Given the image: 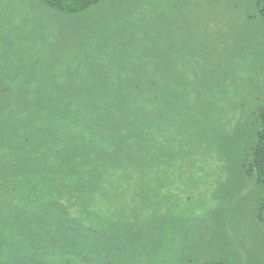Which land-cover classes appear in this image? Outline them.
Masks as SVG:
<instances>
[{
  "label": "trees",
  "instance_id": "1",
  "mask_svg": "<svg viewBox=\"0 0 264 264\" xmlns=\"http://www.w3.org/2000/svg\"><path fill=\"white\" fill-rule=\"evenodd\" d=\"M36 1L0 37V264H264V0Z\"/></svg>",
  "mask_w": 264,
  "mask_h": 264
},
{
  "label": "rangeland",
  "instance_id": "2",
  "mask_svg": "<svg viewBox=\"0 0 264 264\" xmlns=\"http://www.w3.org/2000/svg\"><path fill=\"white\" fill-rule=\"evenodd\" d=\"M162 6L160 7V14L164 17H179V14L177 12L172 11V8H168L167 4H172L174 1L185 3V6L187 4H192L195 2H202V3H209L212 4L214 2H217L219 0H159ZM225 1V0H223ZM239 4L238 9H233L232 12L225 13L223 10L222 12L218 11L212 14H205L206 21H214L212 19H218L219 18H226L231 21L235 22H243L247 19V16L242 14L241 12V1L242 0H233ZM188 9V7H187ZM219 9V8H218ZM254 15L255 11H254ZM49 23L48 14L44 11V8L42 7L41 2H38L36 0H0V37L6 35L10 37L11 40H14L17 44V40L24 41L29 40L31 37H33L36 33L39 31L42 32V34L46 31L47 27L44 28V26H47ZM254 23H256V19L254 20ZM211 200V199H210ZM212 202L217 201L215 199L211 200ZM209 214V213H208ZM184 216L183 222L186 226H188L189 229H193L192 223L189 224V221H191L193 214L191 212H187ZM208 221L210 220L209 215ZM212 219V218H211ZM208 226L209 223L207 222L206 228L204 229V232L206 233L207 237L209 238L208 234ZM241 231V237L246 244V247L250 248L252 245V241H258L264 236V227L258 225L255 220L253 221L252 218L246 216L245 221L242 223ZM248 230V234L244 233V229ZM194 233V232H192ZM257 245V243H255ZM166 245L170 248L174 249H180L184 248V250L189 253L190 245L188 244H174V241L166 242ZM178 252L176 250H173L172 254L169 256L171 260L177 259H183L182 255L178 256L176 254ZM167 257V256H166Z\"/></svg>",
  "mask_w": 264,
  "mask_h": 264
}]
</instances>
